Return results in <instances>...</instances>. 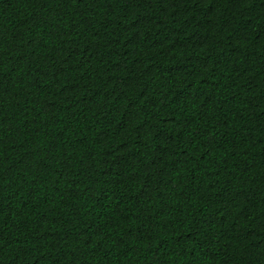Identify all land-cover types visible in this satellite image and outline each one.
<instances>
[{"label": "trees", "instance_id": "obj_1", "mask_svg": "<svg viewBox=\"0 0 264 264\" xmlns=\"http://www.w3.org/2000/svg\"><path fill=\"white\" fill-rule=\"evenodd\" d=\"M0 264H264V0H0Z\"/></svg>", "mask_w": 264, "mask_h": 264}]
</instances>
